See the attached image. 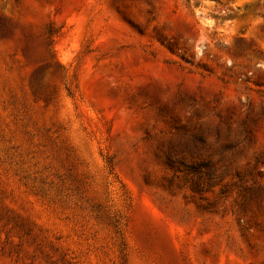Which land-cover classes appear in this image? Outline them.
<instances>
[{
  "label": "rangeland",
  "instance_id": "obj_1",
  "mask_svg": "<svg viewBox=\"0 0 264 264\" xmlns=\"http://www.w3.org/2000/svg\"><path fill=\"white\" fill-rule=\"evenodd\" d=\"M0 264H264V0H0Z\"/></svg>",
  "mask_w": 264,
  "mask_h": 264
}]
</instances>
